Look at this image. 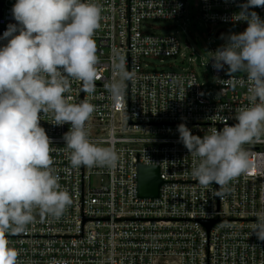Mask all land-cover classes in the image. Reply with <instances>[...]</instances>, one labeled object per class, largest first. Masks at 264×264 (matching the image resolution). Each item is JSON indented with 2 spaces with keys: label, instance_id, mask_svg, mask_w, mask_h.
Returning a JSON list of instances; mask_svg holds the SVG:
<instances>
[{
  "label": "built area",
  "instance_id": "1",
  "mask_svg": "<svg viewBox=\"0 0 264 264\" xmlns=\"http://www.w3.org/2000/svg\"><path fill=\"white\" fill-rule=\"evenodd\" d=\"M92 2L103 7L104 19L94 37L101 78L91 96L81 91L79 82H73L66 95L71 102L87 98L96 105L87 123L89 137L113 145L120 161L114 169H73L62 139L70 125H54L51 113L42 117L40 124L53 143V166L73 204L59 219L37 210L26 231L7 234L10 246L20 253L19 264H264V241L252 233L255 213L264 211V143L244 145L257 167L219 197L218 185L204 188L193 178L198 158L179 141L177 131L184 123L193 135L203 137L235 124L236 110L249 106L246 74L230 77L227 65L220 71L213 68V52L226 42L197 56L198 65L209 67L213 86L187 58L179 64L181 70L149 68L150 59L183 56L187 40L184 32L181 40L144 28L148 21L181 19L189 11L201 32V25L210 32L212 26L225 25L231 33H241L247 22L234 17L247 0H199L197 9L187 0ZM15 3L0 0V37L9 24L17 23L11 11ZM248 11L264 19V7ZM6 43L0 40V46ZM114 50L135 72L127 84L125 110L113 107L105 88L113 75ZM152 163L160 168L164 184L159 197L141 198L138 165ZM92 175L101 178L98 188L88 187ZM203 220L216 222L208 229Z\"/></svg>",
  "mask_w": 264,
  "mask_h": 264
},
{
  "label": "clouds",
  "instance_id": "2",
  "mask_svg": "<svg viewBox=\"0 0 264 264\" xmlns=\"http://www.w3.org/2000/svg\"><path fill=\"white\" fill-rule=\"evenodd\" d=\"M252 7H264V0L240 5L234 18L246 21L247 28L222 37L226 43L211 58L217 71L227 65L230 77L246 74L249 106L236 110L235 124L203 137L193 135L184 123L177 126L179 141L199 161L193 178L204 188L218 185L219 197L257 167L244 145L264 143V19L249 12ZM11 11L17 23L0 37L7 40L0 46V264H19L20 253L7 234L26 231L37 210L59 219L73 204L53 166V143L40 124L42 117L51 113L54 125H70L62 139L73 169H114L120 161L113 145L89 137L87 123L96 105L87 98L74 103L66 95L73 82L88 96L96 91L101 72L94 37L104 19L103 7L92 0H16ZM111 70L105 88L113 107L125 110L134 69L114 50ZM255 216L252 233L264 241V211Z\"/></svg>",
  "mask_w": 264,
  "mask_h": 264
},
{
  "label": "rangeland",
  "instance_id": "3",
  "mask_svg": "<svg viewBox=\"0 0 264 264\" xmlns=\"http://www.w3.org/2000/svg\"><path fill=\"white\" fill-rule=\"evenodd\" d=\"M188 5L191 3L195 5L197 9L199 6V0H187ZM189 10V8H188ZM202 26V32L196 26V20L192 21L191 13L187 11L184 18L181 19H172V20H156V21H148L144 24L145 30L162 35H174L182 40L183 32L186 34V43L187 47L183 50V56L177 57H168V58H156L150 59L147 61L149 68L158 69V70H181L182 67L179 65L180 63H184L187 58L188 63H193L195 70L198 72L199 76L208 81L209 85L212 84V73L209 67L206 64L198 65L196 63L197 56H205L204 50H208L212 45L219 47L223 43L226 42L225 38L231 31L228 30L225 25H216L212 26L211 32L210 29L205 25ZM203 44V48L199 46V43ZM192 51V52H191ZM210 54V53H209ZM207 58H205V62H207ZM227 73V69H226ZM242 72H238L236 74H240ZM212 94L216 93L214 87H212ZM101 185V178L97 175H92L89 181V188L95 189Z\"/></svg>",
  "mask_w": 264,
  "mask_h": 264
},
{
  "label": "water",
  "instance_id": "4",
  "mask_svg": "<svg viewBox=\"0 0 264 264\" xmlns=\"http://www.w3.org/2000/svg\"><path fill=\"white\" fill-rule=\"evenodd\" d=\"M2 12L0 10V16ZM164 180L160 176V168L158 166L138 165V195L141 198H157L160 195V190ZM216 220H203L202 223L208 229Z\"/></svg>",
  "mask_w": 264,
  "mask_h": 264
}]
</instances>
